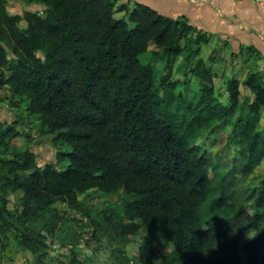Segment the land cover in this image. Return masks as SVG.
Listing matches in <instances>:
<instances>
[{"label":"trees","instance_id":"16d2710c","mask_svg":"<svg viewBox=\"0 0 264 264\" xmlns=\"http://www.w3.org/2000/svg\"><path fill=\"white\" fill-rule=\"evenodd\" d=\"M25 1L43 3L45 13L12 14L9 0H0V90L13 106L24 105L41 133L54 134L58 159L67 163L40 166L28 147L31 133L12 150L11 138L22 132L0 127V262L13 234L45 264L46 239L65 219L56 202L89 213L80 193L122 188L129 222L107 229L123 241L142 227L153 234L139 242V262L237 264L242 247L245 264H264V173L255 170L264 159V70L243 81L244 96L241 81L228 78L224 95L213 68L218 49L201 56L212 35L187 16L137 1ZM149 51L165 60L158 85L142 59ZM178 56L195 96L177 90ZM221 130L234 153L218 147ZM240 169L253 175L245 192L230 176ZM16 190L22 208L14 211ZM159 240L173 249L164 252Z\"/></svg>","mask_w":264,"mask_h":264},{"label":"rangeland","instance_id":"374dc122","mask_svg":"<svg viewBox=\"0 0 264 264\" xmlns=\"http://www.w3.org/2000/svg\"><path fill=\"white\" fill-rule=\"evenodd\" d=\"M27 9L44 14L46 6L41 2L25 0H9L8 2V10L12 14H21ZM116 16L122 17L124 12L118 11ZM152 48H154L153 45H151ZM214 49H218L213 68L216 86L220 93L226 95V80L230 77H236L241 81L240 90L243 96L250 93L243 81L251 72L264 70L263 58L256 52H250L247 48H233L229 42L226 43V41L216 38H212L209 43L202 45L201 56L208 59ZM142 59L154 67L158 85L162 75L166 72L165 60L154 56L152 51L144 53ZM184 72L183 57L178 56L173 63L172 72V77L178 81L177 90L186 91L191 97L195 96L196 91H193L185 82ZM194 83L195 79L193 78L192 84ZM8 96V92L0 90V127L5 128L13 125L22 132V137L11 138V149L22 147V138L27 139V133H31L32 140L28 147L35 152L40 166H45L48 163H54L56 167L66 165V160L58 159L59 147L54 141V134L41 133V126L36 118L26 113L23 104V108L13 106ZM259 127L264 129V108ZM218 133V147H226L228 153H234L235 150L227 146L228 132L221 130ZM200 142L207 146L211 145L210 139L206 137L201 138ZM218 147L214 146V150L217 151ZM230 158L232 157L230 156ZM255 170L258 173H264V159ZM230 176L235 179L241 192L250 189L249 186L253 181L252 174L243 173L240 169ZM21 197V190L10 193L9 207L12 210L22 208ZM79 199L84 202L89 213H86L85 210L73 209L63 202L55 203L65 212V219L60 223L56 233L53 236L49 235L46 239L50 251L45 257V264H161L159 259H146L140 262L137 259L139 242L154 239L153 234L143 227L136 237L131 235L127 241H123L114 231H108L107 228H111L115 221L129 222L124 211L125 200L122 188L111 192L93 188L80 193ZM37 226L42 227V224L38 223ZM252 234L253 231L247 232L245 238ZM158 244L164 252L173 249V245L168 240H159ZM239 254L240 259L237 264H245V252L242 247ZM0 264H36V257L29 249L22 246L12 234L5 250V258Z\"/></svg>","mask_w":264,"mask_h":264},{"label":"crops","instance_id":"0c3cea01","mask_svg":"<svg viewBox=\"0 0 264 264\" xmlns=\"http://www.w3.org/2000/svg\"><path fill=\"white\" fill-rule=\"evenodd\" d=\"M145 3L160 13L187 16L212 38L233 48L253 47L264 60V0H120Z\"/></svg>","mask_w":264,"mask_h":264}]
</instances>
